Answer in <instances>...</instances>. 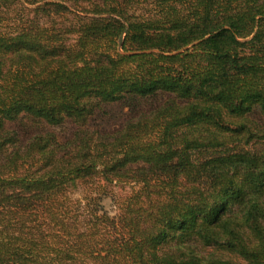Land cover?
Listing matches in <instances>:
<instances>
[{"label":"trees","instance_id":"trees-1","mask_svg":"<svg viewBox=\"0 0 264 264\" xmlns=\"http://www.w3.org/2000/svg\"><path fill=\"white\" fill-rule=\"evenodd\" d=\"M0 264H264V0H0Z\"/></svg>","mask_w":264,"mask_h":264},{"label":"rangeland","instance_id":"rangeland-1","mask_svg":"<svg viewBox=\"0 0 264 264\" xmlns=\"http://www.w3.org/2000/svg\"><path fill=\"white\" fill-rule=\"evenodd\" d=\"M154 11V7L144 4L137 10L138 13H148ZM26 13H30L26 11ZM31 14V13H30ZM71 19V17H69ZM68 19L54 18L51 22H54L56 27L60 28L63 24L68 23ZM138 189V186L134 183H121V182H105L99 178L95 179L93 183L89 185L78 184L77 187L71 190L70 196L74 199L82 198L86 193L92 192L100 198V203L105 211L110 215H114L118 211L119 204L122 200L128 196L132 191Z\"/></svg>","mask_w":264,"mask_h":264}]
</instances>
